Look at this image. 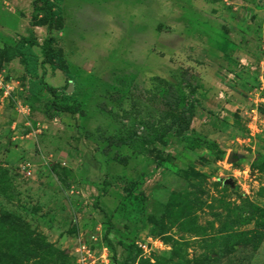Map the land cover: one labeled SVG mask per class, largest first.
<instances>
[{
  "label": "rangeland",
  "instance_id": "1",
  "mask_svg": "<svg viewBox=\"0 0 264 264\" xmlns=\"http://www.w3.org/2000/svg\"><path fill=\"white\" fill-rule=\"evenodd\" d=\"M33 1L0 49L51 38L78 113L0 62V264H264V0Z\"/></svg>",
  "mask_w": 264,
  "mask_h": 264
},
{
  "label": "trees",
  "instance_id": "2",
  "mask_svg": "<svg viewBox=\"0 0 264 264\" xmlns=\"http://www.w3.org/2000/svg\"><path fill=\"white\" fill-rule=\"evenodd\" d=\"M37 4L39 7H36ZM33 8H37L41 11L49 19V23L55 15L59 14L60 10L59 6L51 0H34ZM51 43V38H46L39 43L30 35L20 36L13 45L4 46L0 49V62H10L14 59H18L26 73L30 75L28 89L32 94L40 95L41 93H46L53 98L52 106L56 111L75 115L78 113V109L74 104L69 103L70 97L63 92L62 95L64 97H62V101H57L59 99L56 96L57 89L47 85L39 75V69L44 65H49L52 70L62 71L68 76L64 68L56 66L53 63V50L51 48ZM181 141L192 145L196 141V137L186 133L181 136ZM210 150L223 153L215 143L211 145ZM166 160L167 159H161L158 164H162L163 162H166Z\"/></svg>",
  "mask_w": 264,
  "mask_h": 264
},
{
  "label": "crops",
  "instance_id": "3",
  "mask_svg": "<svg viewBox=\"0 0 264 264\" xmlns=\"http://www.w3.org/2000/svg\"><path fill=\"white\" fill-rule=\"evenodd\" d=\"M11 63H19V61H18V59H14V60H12V61H10ZM19 65H21L20 63H19ZM45 66V65H44ZM21 69H23L24 70V68H23V66L21 65ZM46 70H44V72H45ZM50 70H48V72H49ZM59 70H55V72L54 73H57ZM40 75V74H39ZM44 77H43V81L47 84V85H49V86H52V85H50V83H49V81H47V74L46 73H44ZM41 76V75H40ZM54 87V86H53ZM56 88V87H55ZM228 90L230 91V94H232V96H234L235 98H237L239 101H243L244 100V92H242V91H236V90H234V89H231V88H228ZM43 94H45V93H43ZM244 97V98H243Z\"/></svg>",
  "mask_w": 264,
  "mask_h": 264
},
{
  "label": "built area",
  "instance_id": "4",
  "mask_svg": "<svg viewBox=\"0 0 264 264\" xmlns=\"http://www.w3.org/2000/svg\"><path fill=\"white\" fill-rule=\"evenodd\" d=\"M262 48L264 50V39L262 41ZM80 262H84L87 258H91V249L90 245L86 244L85 242L81 243L78 248Z\"/></svg>",
  "mask_w": 264,
  "mask_h": 264
},
{
  "label": "water",
  "instance_id": "5",
  "mask_svg": "<svg viewBox=\"0 0 264 264\" xmlns=\"http://www.w3.org/2000/svg\"><path fill=\"white\" fill-rule=\"evenodd\" d=\"M73 88V85L71 82H69L67 89H66V93H70V90Z\"/></svg>",
  "mask_w": 264,
  "mask_h": 264
}]
</instances>
